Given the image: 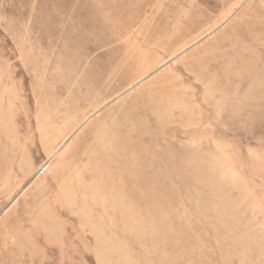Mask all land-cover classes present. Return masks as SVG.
I'll use <instances>...</instances> for the list:
<instances>
[{
	"label": "rangeland",
	"instance_id": "obj_1",
	"mask_svg": "<svg viewBox=\"0 0 264 264\" xmlns=\"http://www.w3.org/2000/svg\"><path fill=\"white\" fill-rule=\"evenodd\" d=\"M0 264H264V0H0Z\"/></svg>",
	"mask_w": 264,
	"mask_h": 264
}]
</instances>
